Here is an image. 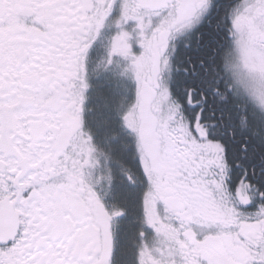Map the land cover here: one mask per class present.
<instances>
[{"label": "snow or ice", "instance_id": "6c2138e0", "mask_svg": "<svg viewBox=\"0 0 264 264\" xmlns=\"http://www.w3.org/2000/svg\"><path fill=\"white\" fill-rule=\"evenodd\" d=\"M0 264H264V0H0Z\"/></svg>", "mask_w": 264, "mask_h": 264}]
</instances>
